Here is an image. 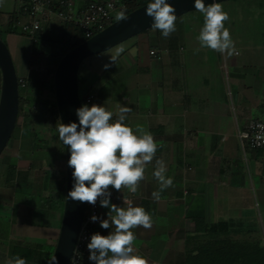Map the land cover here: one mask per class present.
I'll use <instances>...</instances> for the list:
<instances>
[{"label":"crops","instance_id":"0c3cea01","mask_svg":"<svg viewBox=\"0 0 264 264\" xmlns=\"http://www.w3.org/2000/svg\"><path fill=\"white\" fill-rule=\"evenodd\" d=\"M74 1L79 8L90 2ZM21 5L22 0H0V31L13 44L14 60L25 47L26 64L21 67L29 74L33 50L41 51L43 59L53 55L44 42H33L14 25L27 19L18 17ZM63 26L54 17L43 23L51 34ZM185 26L195 27L194 35L182 29ZM201 28L177 18L176 30L168 38L151 28L98 54V60L80 74L85 94H93L97 105L113 113L120 106L132 109L126 123L151 132L158 144L155 158L166 162V176L173 178V185L154 200L152 193L159 188L152 175L154 159L135 194L110 188L111 203L123 206L125 196L152 215L151 229H133L137 254L149 264H186L188 247L197 245L208 226L218 221L233 223L239 235H256L250 219L235 214L239 211L233 205L241 202L237 187L264 183V149H243L236 136L252 119H264L262 52H253L251 43L236 35H231L236 50L231 56L201 48L197 39ZM122 45L124 51L114 64L110 56ZM24 161L31 170L39 163ZM30 176L13 185L0 177V264L15 256L27 264H49L55 248L62 212L59 202L49 204L46 197L56 185L53 179L41 182ZM101 211L108 218L110 209ZM110 231L101 228L100 234ZM190 235L197 238L189 241Z\"/></svg>","mask_w":264,"mask_h":264},{"label":"clouds","instance_id":"9594fccd","mask_svg":"<svg viewBox=\"0 0 264 264\" xmlns=\"http://www.w3.org/2000/svg\"><path fill=\"white\" fill-rule=\"evenodd\" d=\"M194 7L204 18L197 37L201 48L233 55L235 44L229 29L225 27L229 14L223 10L222 4L213 2L206 6L204 0H195ZM175 13V7L168 0H152L145 10V14L153 20V31L159 30L164 38L176 30ZM116 19L126 20V11H120ZM123 51V46L117 47L115 54L110 56L111 62L115 64ZM135 53L133 49L131 54ZM104 67L107 69L110 65ZM131 111L127 106H120L113 113L104 106L82 105L76 110L78 124L59 123L57 126L60 142L69 147L68 165L73 169L74 184L67 198L93 206L99 201L101 207L110 209L107 219L96 215L90 217L92 222L99 220L102 228L112 229L108 235L99 232L91 235L87 248L93 264H149L144 256L137 254L134 247L137 237L133 229H151L152 215L143 207L134 206L125 196L123 206L111 203L110 188L116 191L127 189L135 194L140 182L145 179L147 166L154 159L152 175L158 181L159 188L153 191V199L158 201L161 193L173 185V178L166 176V162L162 158H155L158 144L151 132L141 126L134 129L126 123ZM55 260V256L51 257L50 264ZM6 264H27V261L15 256L8 259Z\"/></svg>","mask_w":264,"mask_h":264},{"label":"rangeland","instance_id":"374dc122","mask_svg":"<svg viewBox=\"0 0 264 264\" xmlns=\"http://www.w3.org/2000/svg\"><path fill=\"white\" fill-rule=\"evenodd\" d=\"M221 4L223 6V10L229 14V20L225 22V27L229 29L231 35H236L238 39L249 41L253 46V52H257L255 50L262 52L261 55L263 56V58H261L259 62L264 64V0H228L221 2ZM180 18L186 20L187 24L191 25L201 24L203 26L204 23L203 15L196 10L185 13ZM194 28L195 27L192 28L189 26L182 27V29H184L190 35H194ZM61 35V30H56L53 32V34H51V37L59 38ZM0 37L5 40L12 54L13 44H11L9 38L7 37V34L0 31ZM29 39L32 40L31 38ZM43 45L44 48H46V50L48 51L46 52L50 55H53V58L43 59L40 57L38 63L35 65H31L29 61V74L22 72L21 67L23 64H26L25 58L27 54L25 47L20 50V57L14 60L17 74L23 75L22 78H25L27 80V86L21 87L20 89L22 114L18 120L19 125L17 128H15L12 135L13 137L9 141L7 147L2 153V157L0 158L1 178L5 176L7 165L10 161L16 163L20 178L24 179L25 177H27V175H31L30 177L33 178V180L39 179L41 182L42 180H44V182H48L49 174L52 170H55V172H57L58 177L59 171L65 169V159L63 158L62 152L57 153L55 165L52 166L51 158H53L54 152H46L45 150H42L40 148L36 153L37 155H40V158L38 165L34 166L35 170L29 169V164L23 165V161L25 159L28 161H32L36 156L35 152L32 150L30 143V141L34 137L32 126H35V128L39 129L40 132H42L44 135L51 137L53 135L51 128L57 127L60 123V119L57 116L58 111L56 113V110H54L55 108L52 110L48 105H46L47 101H52L55 99L51 89L49 87L44 88L43 90L38 89L35 88L31 83L32 81L50 82L56 65L60 59V57L55 55V53L59 51L58 46L45 42L43 43ZM111 49L105 52H110ZM32 52L41 51H37L35 49ZM96 56L100 55L97 54L91 56L82 62L80 67V74L88 69L89 63L94 62L96 58L98 60V57ZM80 74L79 82L81 80ZM83 81L84 80L82 79L79 84L80 98H84L86 96V88ZM53 144L56 143L53 142ZM263 186L264 183L260 185V182H246L245 187L240 186L236 188V190L242 194V197H240L241 202L239 201L237 205H233L236 207V209L238 208L237 211H239L235 214L246 215V217L250 219L249 225L253 226L252 228L255 229L254 232L256 233V235H234V238L261 241L262 244H264Z\"/></svg>","mask_w":264,"mask_h":264},{"label":"water","instance_id":"95a60500","mask_svg":"<svg viewBox=\"0 0 264 264\" xmlns=\"http://www.w3.org/2000/svg\"><path fill=\"white\" fill-rule=\"evenodd\" d=\"M228 0H204L205 5ZM149 2L126 13V20H114L83 42L68 50L60 57L53 73V89L60 123H79L76 110L82 106L79 95V72L82 62L94 55L105 52L116 45L151 28L153 20L145 14ZM181 16L194 11L195 0H168ZM0 156L12 138L19 116L20 84L11 51L0 37ZM65 197L58 238L52 256V264H70L86 212V203L71 201L74 178L73 169L68 165L69 147L64 145ZM50 264V261H49Z\"/></svg>","mask_w":264,"mask_h":264},{"label":"trees","instance_id":"16d2710c","mask_svg":"<svg viewBox=\"0 0 264 264\" xmlns=\"http://www.w3.org/2000/svg\"><path fill=\"white\" fill-rule=\"evenodd\" d=\"M27 0H22V5L20 7L19 16L25 15V6ZM94 1V0H90ZM127 7L126 13L140 7L141 5L149 2L150 0H120ZM56 8V5H55ZM182 16V15H181ZM178 16L177 18H180ZM11 31H15L14 28H10ZM151 29V28H150ZM62 35L58 38L51 37L49 30L44 28L37 31L36 36L40 41L45 43L54 44L59 47V51L55 53L56 56H63L68 50L75 47L79 43L83 42L86 38L84 31L72 22H65L64 26L60 28ZM149 30V29H148ZM146 30V31H148ZM41 52H32L30 63L35 65L38 63ZM80 74V72H79ZM32 85L38 89L50 88L54 94L53 89V76L50 82L48 81H32ZM21 89V88H20ZM46 105L50 109L56 110L57 107L55 99L52 101H47ZM22 114L21 109V97H20V108L18 120ZM58 116V114H57ZM59 118V116H58ZM19 122L16 123V128ZM34 137L30 141L32 150L35 154L40 148L46 152H54L53 158H51L52 164L55 165L57 153H63L64 155V145L60 142L58 138L57 127H53V135L48 137L40 132L39 129L32 126ZM13 137V136H12ZM55 142L56 144H53ZM2 155L0 156V158ZM40 155L35 156L34 162L38 161ZM65 161V160H64ZM5 182L8 185H13L15 182L22 181L23 178L19 177L18 169L16 163L10 161L7 165L5 173ZM26 178V177H25ZM24 178V179H25ZM54 181L56 188L50 190L48 197H46L47 203L54 204L59 202L61 212L63 211L64 197H65V169L59 171V176L57 177V172L51 171L48 180ZM239 235L234 224L228 221H218L212 223L208 226L206 236L202 238L197 245L188 247L186 264H264V244L261 241H252L249 239H236L233 236ZM196 239L197 236L190 235L188 239ZM82 264H93L89 259H85Z\"/></svg>","mask_w":264,"mask_h":264},{"label":"built area","instance_id":"2783aa9c","mask_svg":"<svg viewBox=\"0 0 264 264\" xmlns=\"http://www.w3.org/2000/svg\"><path fill=\"white\" fill-rule=\"evenodd\" d=\"M25 4V17L27 19L16 20L14 25L19 31L29 36L33 42H38L36 33L43 28V23L48 21L50 17H54L63 23L72 22L76 24L84 31L86 38H89L113 22L120 11L127 9L120 0H94L80 8L77 7L74 0H27ZM151 52L154 53V50ZM19 84L20 88L26 87L27 80L20 77ZM81 103L88 106L97 105L93 94L81 98ZM236 136L243 149L247 147L264 149V119H252L244 128L237 131ZM110 191L111 197H113L114 192ZM92 215L107 219L101 211L99 201L95 206L86 203L84 220L70 264H82L85 259H89L90 253L87 244L90 242L91 235L100 233L102 228L99 220L91 221Z\"/></svg>","mask_w":264,"mask_h":264}]
</instances>
